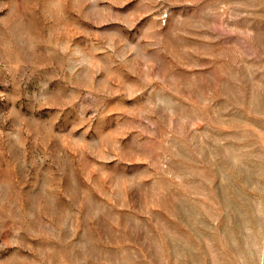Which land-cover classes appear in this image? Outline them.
I'll list each match as a JSON object with an SVG mask.
<instances>
[{
    "label": "rangeland",
    "instance_id": "1",
    "mask_svg": "<svg viewBox=\"0 0 264 264\" xmlns=\"http://www.w3.org/2000/svg\"><path fill=\"white\" fill-rule=\"evenodd\" d=\"M0 264H264V0H0Z\"/></svg>",
    "mask_w": 264,
    "mask_h": 264
}]
</instances>
